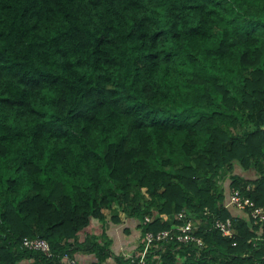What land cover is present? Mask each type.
Returning <instances> with one entry per match:
<instances>
[{"label":"trees","instance_id":"16d2710c","mask_svg":"<svg viewBox=\"0 0 264 264\" xmlns=\"http://www.w3.org/2000/svg\"><path fill=\"white\" fill-rule=\"evenodd\" d=\"M230 187L264 204V0H0V264H138L186 218L142 264H264Z\"/></svg>","mask_w":264,"mask_h":264},{"label":"built area","instance_id":"2783aa9c","mask_svg":"<svg viewBox=\"0 0 264 264\" xmlns=\"http://www.w3.org/2000/svg\"><path fill=\"white\" fill-rule=\"evenodd\" d=\"M248 184L243 186V190L248 189ZM240 188L230 187L226 193L224 204L234 209L241 210L246 213L248 219L252 225L256 226L254 235L250 236L247 240L251 241V244H256L258 241L264 248V204H254L253 201L245 194ZM183 216L182 211H178L175 215L177 218ZM145 220L149 218L144 217ZM199 224L197 220L186 218L183 223H177L168 229H158L153 231H144L143 233V245L138 253L136 262L142 264L146 256V251L151 241H173V242H186L192 241L195 245H202V241L199 236L194 234V230ZM213 226L218 228L221 234L230 235V220L229 218H214ZM21 245L34 250L41 251L44 255H49L48 245L44 238L34 234L33 236H23L21 238ZM121 250V249H120ZM126 256H130V253L120 252ZM59 261L61 264H85L84 260L78 256L69 255L67 252H63L60 255Z\"/></svg>","mask_w":264,"mask_h":264},{"label":"crops","instance_id":"0c3cea01","mask_svg":"<svg viewBox=\"0 0 264 264\" xmlns=\"http://www.w3.org/2000/svg\"><path fill=\"white\" fill-rule=\"evenodd\" d=\"M234 209V208H233ZM238 211V210H237ZM239 213H242L241 211H238ZM120 217H122V214H119ZM126 225V219L123 218V222L120 224H115L109 227L107 229V234L111 235L112 237V242H113V248L119 251L120 249H124L126 244L129 243L132 239L130 236H121V227L122 225ZM100 229L99 223L95 219H90L88 224L83 228L82 231L79 232V237L84 233V232H89V233H98ZM122 240V241H121ZM126 243V244H125ZM80 258H82L84 261H87V259H92L91 255H85V254H80L78 255Z\"/></svg>","mask_w":264,"mask_h":264},{"label":"rangeland","instance_id":"374dc122","mask_svg":"<svg viewBox=\"0 0 264 264\" xmlns=\"http://www.w3.org/2000/svg\"><path fill=\"white\" fill-rule=\"evenodd\" d=\"M122 241V240H121Z\"/></svg>","mask_w":264,"mask_h":264}]
</instances>
